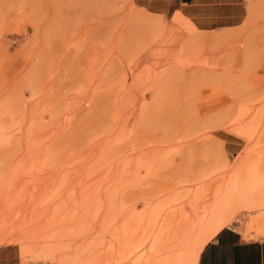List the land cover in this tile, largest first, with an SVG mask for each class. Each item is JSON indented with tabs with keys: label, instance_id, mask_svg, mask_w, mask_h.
Returning a JSON list of instances; mask_svg holds the SVG:
<instances>
[{
	"label": "rangeland",
	"instance_id": "374dc122",
	"mask_svg": "<svg viewBox=\"0 0 264 264\" xmlns=\"http://www.w3.org/2000/svg\"><path fill=\"white\" fill-rule=\"evenodd\" d=\"M228 207L264 227V0H0L13 264H193Z\"/></svg>",
	"mask_w": 264,
	"mask_h": 264
},
{
	"label": "crops",
	"instance_id": "0c3cea01",
	"mask_svg": "<svg viewBox=\"0 0 264 264\" xmlns=\"http://www.w3.org/2000/svg\"><path fill=\"white\" fill-rule=\"evenodd\" d=\"M181 15L190 22L193 29H198L197 21L190 20L184 14ZM214 38L216 37L201 33L196 36V39L206 42H210ZM143 192L145 191L136 192L135 197L143 198L145 194ZM137 193L139 194L137 195ZM131 196L133 195L129 193L126 197L129 198ZM251 213L254 215L257 212L252 211ZM230 221L229 207L226 213L220 214L214 220L212 219L210 233L197 252L193 264H264V227L258 230L251 229L247 232L245 231L244 223L235 220L230 224H226ZM165 225L161 223L159 229L151 231L147 243L145 242L142 245V242H139L137 247L143 248L145 246L151 249L153 246H156L159 242V231L165 228ZM145 227L146 225L144 227L142 225L139 230L145 229ZM12 248V244L0 243V264H13L12 257H9V249ZM142 250L140 249L136 252V258L142 254ZM183 264H190V261H186Z\"/></svg>",
	"mask_w": 264,
	"mask_h": 264
},
{
	"label": "bare ground",
	"instance_id": "6f19581e",
	"mask_svg": "<svg viewBox=\"0 0 264 264\" xmlns=\"http://www.w3.org/2000/svg\"><path fill=\"white\" fill-rule=\"evenodd\" d=\"M177 212V211H176ZM175 212V213H176ZM173 216H174V213H170V214H168V216L166 217V219H168V220H171L172 218H173ZM173 222V221H172ZM170 254V253H169ZM158 256H160L159 254H158ZM152 257V256H151ZM157 258V257H156ZM154 259V258H153ZM155 260V259H154ZM153 261V260H152ZM154 264H173V262H172V260H171V258L170 257H166V256H164L163 257V255L162 256H160V258L159 259H157L156 260V262H154Z\"/></svg>",
	"mask_w": 264,
	"mask_h": 264
}]
</instances>
